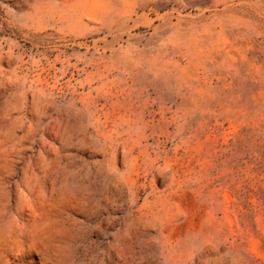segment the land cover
<instances>
[{"label":"rangeland","instance_id":"1","mask_svg":"<svg viewBox=\"0 0 264 264\" xmlns=\"http://www.w3.org/2000/svg\"><path fill=\"white\" fill-rule=\"evenodd\" d=\"M0 264H264V0H0Z\"/></svg>","mask_w":264,"mask_h":264}]
</instances>
